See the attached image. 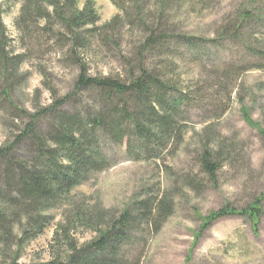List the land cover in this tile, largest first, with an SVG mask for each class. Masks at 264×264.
Returning <instances> with one entry per match:
<instances>
[{
  "label": "rangeland",
  "instance_id": "1",
  "mask_svg": "<svg viewBox=\"0 0 264 264\" xmlns=\"http://www.w3.org/2000/svg\"><path fill=\"white\" fill-rule=\"evenodd\" d=\"M94 1L101 16L100 24L105 27L94 35L85 34L84 47L78 49L75 57H83L89 76H110L124 81L135 73L138 76L140 65H146L149 72L172 87L174 92L168 93V103L173 105L178 129L185 137L177 148L172 141L166 144L169 139L159 134L160 138L153 141L148 148L150 152L144 155V162L130 160L126 142L118 143L108 131L100 130V147L114 165L84 186L71 189L65 205L58 207L60 202H53L55 208L50 214L55 220L46 224V230L35 241L23 243L20 262L51 258L50 243L58 222L63 219L60 233H65L68 239L59 235L51 248L55 253L61 252L63 258L59 257V261L72 264L75 247L83 249L96 235L80 230L76 239L68 229L76 223L71 217L67 219L74 213L71 209L75 199L90 206L100 202L106 211L120 217L127 205L131 210V205L141 199L139 192L146 194L151 189L156 198L171 195L174 213L154 234L139 224L130 244L123 247L128 257H139L141 250L139 264H264V200L257 224L239 214L229 215L214 222L197 244H192V232L200 226L199 216L225 204L241 209L255 198L264 199V136L245 121L241 111L242 107L247 108L264 130V0ZM84 2L80 0L81 6ZM22 3V0H0L4 44L12 55H21L24 61L16 71L18 79L6 84L11 88L9 100L0 96V146L17 141L30 113L66 94L75 92L60 110L78 113L83 109L86 113L90 108L95 113L96 105L97 110L98 106L104 110L110 105L107 102L101 107L100 95L91 88L75 89L81 74L80 63L73 59L70 38L59 34H66L64 26L54 24L51 28L54 33L45 37L41 36L45 26L42 20L38 19L36 26L21 22L19 29L15 27ZM151 33H161L167 39L151 46L148 41ZM64 41L69 43L60 44ZM51 120L49 115L40 119L43 125H49ZM129 134L131 131L124 140L129 142L130 152H144L145 140L134 134L128 137ZM161 138L166 149L162 158H156L154 151L163 147ZM206 148L213 149L215 155H224L215 182L203 172L201 157ZM31 149V143L24 140L15 152L27 159L31 154L34 156ZM37 166L42 167L39 163ZM3 167L0 165V171ZM6 169L7 166L3 172ZM52 189L56 190L55 185ZM19 206L7 205L10 221H20L27 214ZM157 214L152 210L154 219ZM156 220L158 224L163 218L159 216ZM14 248L11 244L7 247L6 242L7 257L0 252V264L12 262Z\"/></svg>",
  "mask_w": 264,
  "mask_h": 264
},
{
  "label": "trees",
  "instance_id": "2",
  "mask_svg": "<svg viewBox=\"0 0 264 264\" xmlns=\"http://www.w3.org/2000/svg\"><path fill=\"white\" fill-rule=\"evenodd\" d=\"M22 1L19 16L14 20L15 27L19 29L21 22L36 26L39 19L45 24L42 30L44 33L41 34L45 37L50 32L54 33L51 29L54 24L64 26L66 34H59L70 38L71 54L73 59L76 58V62L80 63L81 74L75 89L83 91L91 88L100 95L101 107L104 103L110 104L107 108L104 106V110H99V106L97 110L96 105L95 113L90 112V108L86 113H83V109L78 113L68 112L60 108L75 92L66 94L42 107L38 112L30 113V120L17 136V141L0 146V165L4 166L3 168L7 166L6 171L3 172V168L0 171V179H2L0 185L2 184L3 189L0 191V252L5 256L8 251H5L7 242V247L10 244L14 245V251H16L13 253L16 259L13 258L10 264H68L59 261L61 252L55 253L51 248L53 241L58 242L59 235L68 239L65 233L63 235L60 233L64 227L63 219L58 222L50 243L51 258L41 262L38 260L20 262L19 254L22 248H25L22 247L23 243L28 245L35 241L46 230V224L55 220L56 217L50 214V210L55 208L53 202L54 204L60 202L58 207L65 205L69 200L68 193L71 189L73 191L76 187L90 181L92 177L109 166V160L98 141L100 130L108 131L111 137L121 144L126 142L124 136H127L128 131H131L136 138L144 139L147 149L141 153H131L130 144L127 141V154L135 160L145 159L144 155L150 152L149 146L156 138H160V135L169 139L165 141L166 144L172 141V145L179 146L185 134L178 129L173 105L168 103V93L174 92L172 87L167 81L149 72L146 65H140L137 70V73H140L138 76L135 73L129 81H124L110 76H89L83 57H75L79 54L78 49L84 47L85 34L94 35L105 27L104 24H100L101 16L94 0H85L82 6L80 0ZM113 21L117 22L115 19ZM0 26L2 28L0 30V87L3 88L0 96L7 101L11 96V88L6 87V84L8 81L18 79L16 71L20 70L24 61L21 55H12V52L7 50V45L3 41L6 39L5 26L3 24ZM165 39L167 38L161 33H151L148 41L151 46L156 47ZM65 42L68 41L60 44ZM58 109L60 112H57ZM243 110H245L246 120L252 126H257L245 107ZM45 115H49L52 119L49 125H43L40 121L41 118H45ZM163 138L160 139L163 146L160 148L161 151H154L156 158L166 149ZM24 140L31 143V150L34 151V156L28 155L27 159L21 158L18 152H15ZM201 161L203 172L210 176V180L216 181V174L224 162V155L220 153L215 155L213 149L206 148L202 153ZM38 163L42 165L41 168H38ZM165 168L169 173L171 172L169 167ZM190 183L193 182L190 181ZM54 185L56 190L52 189ZM138 195L141 199L131 205L132 209L129 210L130 205H127L118 217L119 214L116 215L111 210L106 211L107 209L99 204L100 202L92 206L86 205L82 200H78L75 194L74 197L77 199L71 209L74 213L69 214L67 219L70 220L71 217L76 220V223L68 229L73 231L74 237L77 236L76 239L80 235V230L81 232L91 231L96 235L88 245L83 246V249L75 247L76 255L72 264H139V257H128L123 252V247L130 244L139 224L151 229L152 232L161 228L164 221L173 214L175 205L170 200V194L158 196V199L150 189L146 194L140 192ZM154 201L157 203L154 204ZM7 205L10 208L20 205V208L26 209L27 214L20 221H10ZM152 210L158 213L155 215L156 219L159 216L163 218L158 224L151 215ZM260 211L259 200L239 212L226 205L204 217L203 226H208L213 220L225 215L235 213L246 215L257 224ZM160 212L162 216L159 215ZM92 221L93 224H91ZM75 228L79 229V232ZM62 258L60 257V260Z\"/></svg>",
  "mask_w": 264,
  "mask_h": 264
}]
</instances>
